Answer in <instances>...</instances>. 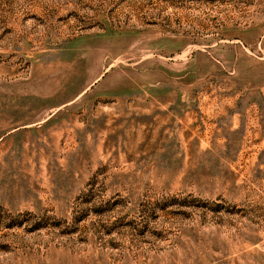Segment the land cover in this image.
<instances>
[{"label":"rangeland","instance_id":"1","mask_svg":"<svg viewBox=\"0 0 264 264\" xmlns=\"http://www.w3.org/2000/svg\"><path fill=\"white\" fill-rule=\"evenodd\" d=\"M0 264H264V0H0Z\"/></svg>","mask_w":264,"mask_h":264}]
</instances>
